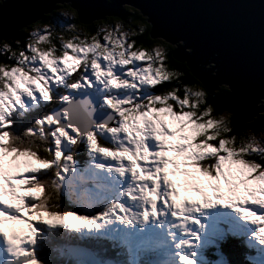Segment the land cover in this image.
Here are the masks:
<instances>
[{
	"label": "snow or ice",
	"instance_id": "snow-or-ice-1",
	"mask_svg": "<svg viewBox=\"0 0 264 264\" xmlns=\"http://www.w3.org/2000/svg\"><path fill=\"white\" fill-rule=\"evenodd\" d=\"M40 23L0 37V264H264V150L226 147L227 122L198 108L206 92L157 87L179 75L158 66L163 44L133 50L116 25L103 44L97 32L57 49ZM161 114L184 143H169ZM169 152L225 187L182 198ZM20 221L26 231L4 229Z\"/></svg>",
	"mask_w": 264,
	"mask_h": 264
},
{
	"label": "water",
	"instance_id": "water-1",
	"mask_svg": "<svg viewBox=\"0 0 264 264\" xmlns=\"http://www.w3.org/2000/svg\"><path fill=\"white\" fill-rule=\"evenodd\" d=\"M69 2L83 25L136 9L154 24L152 39L178 40L174 59L214 95L216 107L244 123L264 113V0H2L0 37L18 38L20 25ZM221 85L227 95L216 94Z\"/></svg>",
	"mask_w": 264,
	"mask_h": 264
},
{
	"label": "trees",
	"instance_id": "trees-1",
	"mask_svg": "<svg viewBox=\"0 0 264 264\" xmlns=\"http://www.w3.org/2000/svg\"><path fill=\"white\" fill-rule=\"evenodd\" d=\"M2 3V0H0V5ZM71 9V5L68 3L65 4H59L56 6L55 10L50 13L45 15L40 23V26L44 25L45 23H51L52 18L54 17V13L56 10L58 9ZM124 14L122 17L120 18H116V17H109L106 18L105 20L102 21V23L105 22H109L112 20H122L125 23H127L130 26V31L131 33L134 31V29H137L140 25L142 27H144L143 25V16L140 14L139 11H134L133 8L131 7H123L122 8ZM75 14V20H73V24L80 26L82 29H84V33H85V37H89L91 34H97L96 31V24L90 25V26H84L80 19L79 16L77 14V12L74 13ZM87 29V30H86ZM138 30V29H137ZM150 32L151 29L149 30H145L143 32H136V36L133 33L132 37H130V40H135L136 44L133 45L134 47H142V48H148L149 50L154 49L158 44H163V46L165 48L168 49L167 54L164 55L163 59H162V68L167 71V72H178L179 75L176 77H171L170 78V82H164L162 85H158L157 87H160L161 90H163L164 88H171L173 85L178 84L181 89L183 87H189L193 90H201L207 93L206 96V100H207V104L204 105H198V108L203 107V108H207V107H211L212 111L210 113L211 118L214 119V121H220L222 120V116L225 115L224 111H222L221 109H219L218 107L215 106L214 103V95H211L203 86L202 84L197 81L190 73L188 67L185 64H181L179 62H177L174 59L173 56V52L176 49V47H173L172 45L168 44V43H164L163 40L160 39H152L150 37ZM56 35V33H55ZM63 38H67L66 35L63 36ZM98 39L101 40V43H104L103 37L101 35L98 36ZM57 46H59V43H57ZM58 49V48H57ZM7 55H2V53L0 52V63H3L6 61ZM155 90V89H154ZM228 92V88H221L219 91V94H226ZM178 95H182V91L177 93ZM175 110V109H174ZM204 119H207V117H205ZM228 124L229 127V131L227 133L224 134L223 138L228 139L231 141V143L229 145H226V147H230V148H238L239 145L241 143H247L249 141H255L257 139V136L261 135L264 133V113H261L260 115H258L254 120L244 123V122H240L238 120H236L234 118V116L232 114H228L225 118V120ZM219 125H214V127L212 129L209 130V132H215L216 127H218ZM235 137V140H232V138ZM221 137H217L216 141H210V143L213 144H217L218 145V140ZM197 139H200L199 137ZM82 151V150H81ZM76 159L78 161L83 162L84 159H86L85 156L80 155L77 156ZM42 171H46L45 169H43V167L41 168ZM36 175H39L38 173ZM55 178V177H52ZM42 198H44V194L42 196ZM240 252H243V249H240ZM230 258H233L230 256ZM235 259H242L241 256H236L234 257Z\"/></svg>",
	"mask_w": 264,
	"mask_h": 264
},
{
	"label": "rangeland",
	"instance_id": "rangeland-1",
	"mask_svg": "<svg viewBox=\"0 0 264 264\" xmlns=\"http://www.w3.org/2000/svg\"><path fill=\"white\" fill-rule=\"evenodd\" d=\"M68 4L71 5V2H69ZM75 12H77L74 8L68 9H58L55 11L54 13V17L51 20V23H49L51 25V35H50V39L51 41L56 45V47L59 49L62 44L69 40L72 39L73 37L79 36L80 39H86L89 43L91 42V37L94 36L95 34H91L89 37L84 38L86 35L84 33V29H82L80 26L73 24V20H75ZM120 18V17H117ZM103 20H96L94 21L96 22H102ZM69 25H74V28H70ZM116 25H120L121 26V30L123 32L129 33L127 39L128 42H131L132 40H130V37H132V34L139 32V30L142 28V26L140 25L137 29H134V31L131 33L130 26L125 23L124 21L118 19V20H112L109 22H105V23H98V25L96 26V31L100 33V35L103 37L106 34V31L108 30V28H111L113 31H115V27ZM44 25L40 26L41 28H43ZM87 30V29H86ZM56 33V35H55ZM66 35L67 38H63V36ZM136 36V34H135ZM100 40V39H99ZM134 40V39H133ZM101 42V40H100ZM57 43H59V46H57ZM105 43V42H104ZM173 47H176V45H172ZM164 47V46H163ZM142 47H134L133 46V50L139 49ZM145 49V48H143ZM146 51H151L148 48L145 49ZM2 53V52H1ZM69 54L71 55V50H69ZM2 55H7L2 53ZM162 61L161 64L158 65L160 67H162ZM203 86V85H202ZM221 88H227L225 85H221ZM220 89V88H219ZM200 90V89H199ZM217 91V90H216ZM220 90H218L217 92H219ZM264 106V101H261L258 104V107H263ZM225 115L222 116V120L224 121L226 116L229 114L227 112H224ZM213 119V118H212ZM161 120L162 122L167 125V127L172 131L175 132L176 135L174 137H171L169 139V143L172 146H177L179 144L184 143V141H182L180 139L181 135H184L186 133H181L180 132V125L178 121H174L170 116L166 115V114H161ZM214 120V119H213ZM254 147L259 148L264 150V133L257 136V139L254 141L253 144ZM169 157L172 159H175L177 164L179 165V168L176 169V175L174 176H170V179L173 180L174 183H177L178 185H180V191H181V196L182 198H189V199H197L198 196L197 194L192 190V188L195 187H200L202 188L203 191H205L208 195H212V191L210 188V185L212 184H219L221 188H224V181L223 179H221L220 181H213L210 177H207L205 175H203L198 169L192 168V167H185L186 163H190V162H186L184 157L176 152H169L168 153ZM10 159V158H9ZM31 163L36 166V167H42L41 165H39L35 160H31ZM184 173H188L187 176L184 175ZM22 175H24L25 177H29L31 175H33L32 173H21ZM17 179H19V175H17ZM185 181H187V185H185ZM41 196V199L43 194H38ZM229 211H231V209H229ZM25 216L28 215V213L24 214ZM38 221V218L33 217V226H36V223ZM10 224V225H9ZM6 222L4 225V229L6 231L11 232V229L9 228V226H13L15 228V231L19 232V231H26L27 230V225L23 223V221L17 222V223H11V222ZM225 251H229L228 248L225 249Z\"/></svg>",
	"mask_w": 264,
	"mask_h": 264
},
{
	"label": "flooded vegetation",
	"instance_id": "flooded-vegetation-1",
	"mask_svg": "<svg viewBox=\"0 0 264 264\" xmlns=\"http://www.w3.org/2000/svg\"><path fill=\"white\" fill-rule=\"evenodd\" d=\"M122 16H123V15H122ZM122 16H121V17H122ZM109 17H110V16H109ZM109 17H106V18H109ZM111 17H112V16H111ZM106 18H104V19H102V20H105ZM116 18H117V17H116ZM98 23H101V24H102V22H96V23L94 22L93 24L98 25ZM93 24H91V25H93ZM84 26H90V25H84Z\"/></svg>",
	"mask_w": 264,
	"mask_h": 264
}]
</instances>
